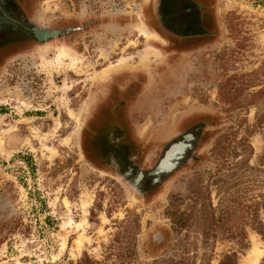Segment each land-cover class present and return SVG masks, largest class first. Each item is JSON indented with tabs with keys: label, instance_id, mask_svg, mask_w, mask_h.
Listing matches in <instances>:
<instances>
[{
	"label": "rangeland",
	"instance_id": "374dc122",
	"mask_svg": "<svg viewBox=\"0 0 264 264\" xmlns=\"http://www.w3.org/2000/svg\"><path fill=\"white\" fill-rule=\"evenodd\" d=\"M151 1L33 2L41 27L90 25L0 65V264H220L242 227L238 264L255 252L264 264L250 229L264 201V0H216L218 38L174 52L140 20ZM123 72L142 75L138 92L103 118L105 85ZM123 119L148 170L188 128L206 129L196 159L145 199L84 150L88 128Z\"/></svg>",
	"mask_w": 264,
	"mask_h": 264
},
{
	"label": "flooded vegetation",
	"instance_id": "af4514ba",
	"mask_svg": "<svg viewBox=\"0 0 264 264\" xmlns=\"http://www.w3.org/2000/svg\"><path fill=\"white\" fill-rule=\"evenodd\" d=\"M34 1L0 0V65L25 53L28 47H33L30 48L33 50L53 43L69 44L90 25L76 23L57 29L41 27L32 16ZM215 2L216 0H152L150 15L147 14L145 19L140 17V20L147 22L155 31L154 34L167 40L174 52L177 45L186 40L207 43L208 40L218 38L220 23ZM141 78L142 75L123 72L107 81V100L113 105L108 107L103 118H116L120 115L119 112L124 111L127 103L138 92ZM124 119L97 130H92V126L88 128L83 140L84 150L92 161L96 159L102 167L117 171L147 199L158 184L196 159L206 124L198 123L188 128L169 144L154 169L148 170L141 164L143 146L133 138ZM169 151L173 152L170 159L173 167L169 171L155 173Z\"/></svg>",
	"mask_w": 264,
	"mask_h": 264
},
{
	"label": "trees",
	"instance_id": "16d2710c",
	"mask_svg": "<svg viewBox=\"0 0 264 264\" xmlns=\"http://www.w3.org/2000/svg\"><path fill=\"white\" fill-rule=\"evenodd\" d=\"M264 201L263 202H255L252 206V215L250 219V229L258 234L262 241L264 242ZM244 217V216H243ZM244 220V218H243ZM242 220V217L240 218V221L245 222ZM241 222V223H242ZM210 233H207V238L209 237ZM235 240L238 241V250L231 254L225 255L223 261L220 264H238L239 258L238 255L240 253H244L248 249L246 241V232L245 229L242 227L238 229L235 233H232ZM214 238V236H213ZM228 239L231 237H227ZM85 262L89 264H97V262L90 260L88 257H85ZM83 262L81 261V264ZM84 264V263H83Z\"/></svg>",
	"mask_w": 264,
	"mask_h": 264
},
{
	"label": "water",
	"instance_id": "95a60500",
	"mask_svg": "<svg viewBox=\"0 0 264 264\" xmlns=\"http://www.w3.org/2000/svg\"><path fill=\"white\" fill-rule=\"evenodd\" d=\"M172 151H169L165 157L164 160L161 161L160 165L157 167L155 173H161L164 171H169L173 165L170 163V159L173 157L172 156Z\"/></svg>",
	"mask_w": 264,
	"mask_h": 264
},
{
	"label": "bare ground",
	"instance_id": "6f19581e",
	"mask_svg": "<svg viewBox=\"0 0 264 264\" xmlns=\"http://www.w3.org/2000/svg\"><path fill=\"white\" fill-rule=\"evenodd\" d=\"M259 259L260 254L255 252L254 255L252 254V257L248 258L245 264H257L259 262Z\"/></svg>",
	"mask_w": 264,
	"mask_h": 264
}]
</instances>
